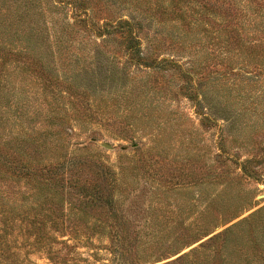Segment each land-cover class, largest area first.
Wrapping results in <instances>:
<instances>
[{"label":"rangeland","instance_id":"obj_1","mask_svg":"<svg viewBox=\"0 0 264 264\" xmlns=\"http://www.w3.org/2000/svg\"><path fill=\"white\" fill-rule=\"evenodd\" d=\"M36 1L0 0V48L30 55L56 76L76 77L80 93L69 101L78 112L72 113L68 95L60 91L45 103L26 64L5 58L0 111L6 132L20 133L24 127L54 137L68 131L70 136L62 139L69 154L103 163L115 173L125 168L128 188L115 195V209L104 204L88 221H79L82 211H90L76 189L59 190L55 221H0V264H117L111 215L130 228L133 246L123 263L167 264L213 235L234 231L222 253L238 264H249L245 256L256 264V221H264V69L256 68L259 41L249 26H256V17L238 12L235 19L234 12L232 25H218L208 0H184V11L175 8L183 19L174 21L156 0L154 12L118 8L121 0H105L107 9L100 2L86 28L78 23L74 6ZM244 1L238 0L240 7ZM249 1L256 9V0ZM112 13L142 23L134 34L145 58H165L180 68L130 63L126 34L109 29L110 35L100 37L95 30ZM243 25L251 36L239 31ZM225 28L230 35L238 29L241 36V41L230 40V53L223 44L227 33L219 32ZM239 44L246 45L247 57H235ZM182 71L192 80L186 81ZM193 93L197 96L190 98ZM40 103L43 117L37 121ZM57 109L63 120L50 126ZM65 110L71 111L65 116ZM18 189L23 197L29 195L23 185ZM178 237H187L183 243L189 246L179 255L174 252L183 243L157 252L161 243ZM151 241L153 249L136 247ZM158 255L160 261L154 260Z\"/></svg>","mask_w":264,"mask_h":264},{"label":"trees","instance_id":"obj_2","mask_svg":"<svg viewBox=\"0 0 264 264\" xmlns=\"http://www.w3.org/2000/svg\"><path fill=\"white\" fill-rule=\"evenodd\" d=\"M36 1V0H35ZM118 8L125 6L137 12H147L153 11V0H130L129 3H122ZM160 1L161 4H160ZM37 2V1H36ZM104 4L103 7L107 9V4L105 0H53L54 4L61 6L72 5L77 10L79 24H84L86 28L93 23V11L95 8H99V4ZM168 3L165 5V3ZM248 2V4H247ZM259 2V3H258ZM39 6L41 8L40 2ZM258 3V4H257ZM180 4H184V0H156V5L159 8H163V14H168V11L172 13L173 18L171 20H182V15H177L176 9L179 7V11H184ZM209 9H211V17L219 18L220 21L218 25H223L225 23H230L234 19H231L234 13V18H238V12L245 14V17L250 19L248 12L253 17H256L255 24L250 23L251 29L256 30V40L259 44L256 45V68L264 69V0H256V9L253 7L251 2L244 1L242 7L238 0H208ZM262 4V5H261ZM147 5V8L144 7ZM34 8V7H33ZM26 9V7H25ZM29 10V9H28ZM104 10V9H103ZM154 12V11H153ZM152 12V13H153ZM176 15V16H175ZM19 16H23L20 14ZM148 16V17H147ZM149 19L154 17L147 15ZM242 25V24H241ZM94 26V25H93ZM249 26H239V31L242 34H247L246 29ZM142 28V23L135 21L133 17H122L112 13L107 15L106 23L97 27V35L103 37L109 29L113 30V33H124L126 34L127 45L124 48L128 54V59L130 63L134 65H144L147 67H152L153 69H162L165 65H170L173 68H180L177 63L169 61L168 59H159L150 55L145 58V54L141 49V42L134 34L135 28ZM227 27H230L227 25ZM9 28V26L7 27ZM90 28V27H89ZM241 28V29H240ZM238 29H233L232 32L237 33L228 34V29L225 28L224 31L227 34L220 35L217 38L222 39L224 48H226V53L233 52L230 45V40L241 41ZM248 39L249 37L246 36ZM3 44V43H2ZM1 44V45H2ZM244 44H239L235 57L240 59L247 57L249 52L245 50ZM247 49V48H246ZM155 51V49H154ZM255 52V51H254ZM5 58H10V62H22L26 64V72H30V75L36 80L37 85L40 87V95L44 96L43 100L47 102V96H56L58 91L61 94H66L68 98V104H71L73 109L72 113H77L78 109L75 106V102L69 101V97L77 98L79 96L78 86L71 79H65L57 74L54 75L52 71H49L44 64L39 61H34L30 55L20 56L16 54V49H11L10 51H5L4 48H0V87H1V68L6 64ZM260 58L261 62L258 63L257 59ZM116 61V60H115ZM114 62V60H113ZM23 63H21L23 65ZM121 65H123L121 63ZM24 67V65H23ZM4 68V67H3ZM25 68V67H24ZM32 68V70H29ZM86 72V71H85ZM182 76L186 78V81L192 80V76L185 71H182ZM59 92V93H60ZM190 95V98L197 96L196 93ZM41 100V101H42ZM52 102L48 103L51 105ZM42 103L35 109L34 118L39 121L43 117ZM55 106V103H54ZM57 107V106H56ZM58 108V107H57ZM71 110H65L69 114ZM57 109L53 115L49 117L50 126H57V120H63V116L58 114ZM47 118V115H46ZM55 121V122H54ZM22 126V125H21ZM34 126H39L35 124ZM33 129H35L33 127ZM31 129H25L20 133H7L5 128V122L2 120V113L0 111V221H55L58 219V214L55 212V207L59 202V190H71L76 189L79 193L81 192L84 196V201H81L85 205L86 209L90 212L82 211V216L79 217V221H88V217L91 216L92 212H98L102 210V205H106L109 210H113L115 203V195L117 193H123L128 188L127 183L124 181L126 176V169L124 168L122 173H115L109 167L105 166L103 163L88 160L85 156H72L66 151V144L63 142L62 138H67L70 133L66 131V135L62 134L60 130L54 133V137L48 136L43 131H37L32 133ZM55 130V129H54ZM72 131V130H71ZM44 137V138H43ZM58 137V138H57ZM84 147L83 149H85ZM249 162H246V164ZM245 164V165H246ZM244 165V166H245ZM243 167V165H242ZM26 188L27 197L20 192L21 186ZM18 196L23 199V203H18ZM58 199V200H57ZM60 203V202H59ZM110 225L111 230L114 234V247L113 252H116V257H118L117 264H127L123 263L125 251L128 246H133L129 241V225L127 221H119L117 215H111ZM247 223V222H246ZM253 222H250V224ZM243 224V223H242ZM242 224L238 225V232L241 231ZM249 224V223H247ZM253 227V224H251ZM234 231L229 232L226 235L221 233L211 236L207 241L199 245L198 248L192 249L190 252L178 256L175 260L167 264H238V261L234 258H230L224 252L222 253V248L225 247L226 242L232 235H235ZM253 234V233H252ZM254 235V234H253ZM206 235L205 237H207ZM187 237H178L171 242L161 243L157 248V252H166L172 250L173 248H178L180 244L185 242ZM264 221H256V264H264ZM253 240V239H252ZM250 240V242H252ZM153 249V241L151 243H144L137 245L139 249L146 248ZM188 244L183 243L182 247L173 251L175 255H179ZM227 249V247H226ZM228 253L229 250H227ZM214 254V255H213ZM217 255V256H216ZM149 256H153L152 254ZM162 255H158L154 260L160 261ZM245 262L253 264L250 257H244ZM122 260V261H121Z\"/></svg>","mask_w":264,"mask_h":264},{"label":"water","instance_id":"obj_3","mask_svg":"<svg viewBox=\"0 0 264 264\" xmlns=\"http://www.w3.org/2000/svg\"><path fill=\"white\" fill-rule=\"evenodd\" d=\"M103 147H104V148H106V149H110V148H111V146H110V145H108V144H106V143H105V144H103Z\"/></svg>","mask_w":264,"mask_h":264}]
</instances>
